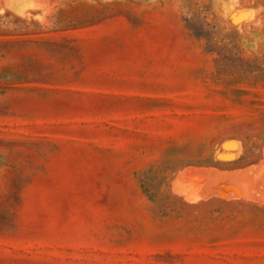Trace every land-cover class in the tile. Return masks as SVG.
Instances as JSON below:
<instances>
[{
  "label": "rangeland",
  "instance_id": "374dc122",
  "mask_svg": "<svg viewBox=\"0 0 264 264\" xmlns=\"http://www.w3.org/2000/svg\"><path fill=\"white\" fill-rule=\"evenodd\" d=\"M0 264H264V0H0Z\"/></svg>",
  "mask_w": 264,
  "mask_h": 264
},
{
  "label": "bare ground",
  "instance_id": "6f19581e",
  "mask_svg": "<svg viewBox=\"0 0 264 264\" xmlns=\"http://www.w3.org/2000/svg\"><path fill=\"white\" fill-rule=\"evenodd\" d=\"M241 174V173H240ZM186 175V174H185ZM257 176H258V174H257ZM248 197V196H247ZM222 199V198H221ZM235 199H237V198H235ZM235 199H233V200H235ZM242 199V198H241Z\"/></svg>",
  "mask_w": 264,
  "mask_h": 264
}]
</instances>
